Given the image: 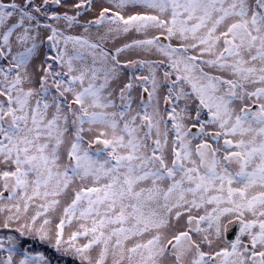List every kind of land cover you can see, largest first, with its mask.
I'll use <instances>...</instances> for the list:
<instances>
[{
  "label": "snow or ice",
  "instance_id": "obj_1",
  "mask_svg": "<svg viewBox=\"0 0 264 264\" xmlns=\"http://www.w3.org/2000/svg\"><path fill=\"white\" fill-rule=\"evenodd\" d=\"M0 264H264V0H0Z\"/></svg>",
  "mask_w": 264,
  "mask_h": 264
}]
</instances>
